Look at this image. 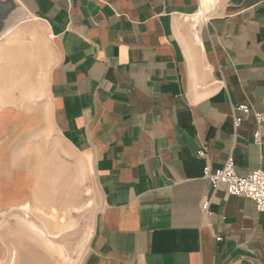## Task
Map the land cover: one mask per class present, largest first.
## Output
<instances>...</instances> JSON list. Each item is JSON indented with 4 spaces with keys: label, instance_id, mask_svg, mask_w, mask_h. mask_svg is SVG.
Here are the masks:
<instances>
[{
    "label": "crops",
    "instance_id": "1",
    "mask_svg": "<svg viewBox=\"0 0 264 264\" xmlns=\"http://www.w3.org/2000/svg\"><path fill=\"white\" fill-rule=\"evenodd\" d=\"M11 1L57 48L52 122L101 195L79 264H264V212L204 178L230 156L241 177L264 172V122L235 111L264 115V0H215L208 19L202 0ZM5 189L0 218L21 226L29 189ZM41 250L53 253L38 243L22 262Z\"/></svg>",
    "mask_w": 264,
    "mask_h": 264
},
{
    "label": "rangeland",
    "instance_id": "2",
    "mask_svg": "<svg viewBox=\"0 0 264 264\" xmlns=\"http://www.w3.org/2000/svg\"><path fill=\"white\" fill-rule=\"evenodd\" d=\"M0 22L5 30L11 27L0 36V120L6 128L0 139V204L5 188L20 183L32 204L19 212L21 226L15 218H0V264H24V252L38 243L53 253L41 250L32 264H79L101 195L92 165L61 142L52 122L48 87L58 51L45 28L11 0H0Z\"/></svg>",
    "mask_w": 264,
    "mask_h": 264
},
{
    "label": "built area",
    "instance_id": "3",
    "mask_svg": "<svg viewBox=\"0 0 264 264\" xmlns=\"http://www.w3.org/2000/svg\"><path fill=\"white\" fill-rule=\"evenodd\" d=\"M235 111L241 112L247 116L253 115L260 126L264 122V115L252 112L251 108L247 105H237L235 106ZM241 124L242 119L240 117H235V129L240 127ZM260 137L261 133L260 130H258L254 135V139L257 143H259ZM198 156L200 158H205L206 151L200 150ZM204 178L210 183L213 190H217L224 186L230 196L251 199L255 202L257 210L259 212H264V172L262 170L241 177L236 171L233 156H230L220 169L213 170L209 165H206L204 168ZM210 207L211 201L205 198L201 205L204 215L209 214ZM217 240L220 241V238Z\"/></svg>",
    "mask_w": 264,
    "mask_h": 264
},
{
    "label": "bare ground",
    "instance_id": "4",
    "mask_svg": "<svg viewBox=\"0 0 264 264\" xmlns=\"http://www.w3.org/2000/svg\"><path fill=\"white\" fill-rule=\"evenodd\" d=\"M215 4V0H202V9L200 11V13L198 14V19H200V17L203 18V16H206V14H208L214 7ZM6 214H3V216ZM43 235V233H42Z\"/></svg>",
    "mask_w": 264,
    "mask_h": 264
}]
</instances>
